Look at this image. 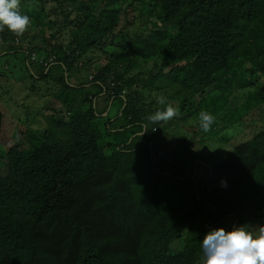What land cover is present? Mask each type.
<instances>
[{
  "label": "trees",
  "instance_id": "trees-1",
  "mask_svg": "<svg viewBox=\"0 0 264 264\" xmlns=\"http://www.w3.org/2000/svg\"><path fill=\"white\" fill-rule=\"evenodd\" d=\"M140 7L141 30L117 32ZM19 11L23 36L0 31V92L30 81L35 94L59 90L66 110L41 137L0 138V264H204L208 232L264 225V127L222 148L236 122L264 114V0H20ZM93 51L108 63L83 80ZM162 91L200 136L169 161L161 122L147 119ZM201 111L216 117L207 133ZM206 141L220 158L203 155Z\"/></svg>",
  "mask_w": 264,
  "mask_h": 264
},
{
  "label": "rangeland",
  "instance_id": "rangeland-1",
  "mask_svg": "<svg viewBox=\"0 0 264 264\" xmlns=\"http://www.w3.org/2000/svg\"><path fill=\"white\" fill-rule=\"evenodd\" d=\"M55 5V3H51ZM52 5V6H53ZM50 6V7H52ZM141 13V7L135 9L134 11L130 10L127 15H124L122 18V21L120 23V26L117 29L118 31H122L128 34H136L138 31L141 30L142 24H145V20L139 21V15ZM136 18V21H133V19ZM138 22L141 24L138 25ZM159 25L161 26L162 23L159 22ZM111 40L113 37L110 38ZM117 42L121 43V40H118ZM109 43H115V42H109ZM109 52L112 53H117L119 50L109 48ZM88 61L92 63V71L91 72H86L85 70H82L79 73V78H82L83 80L86 79V77L89 75L88 80L92 79V76L90 74H95L97 70L103 66H105L108 63V56L104 55L103 53L99 51H93L88 58ZM81 65H85L87 63V60H81L80 61ZM155 62L154 61H149L148 62V69L151 70L152 67L154 66ZM32 70L34 72H37L38 70L36 69L35 63H32ZM30 72V71H29ZM137 71H133L131 73L132 76L136 74ZM30 74H32L30 72ZM77 78L76 76L73 77ZM72 80V79H71ZM1 84H5L6 82L3 80H0ZM12 82L18 84L22 89H17V91L12 90L7 86L6 90H10L9 94L6 93H1L0 92V107L4 108V112L8 113L7 119H6V125L4 126L5 130L4 133L0 136V138H3L5 136V147L8 148V146H11L14 144L13 141L16 140L17 136L20 135V127L22 128L23 131L26 129L31 132V134L35 136L41 137L45 131H47L49 128V118L51 116H61L60 114L63 113L66 110V106L63 104L62 100L59 99V97L56 96L55 93H58L59 90L55 89L53 92V89L50 87V92L51 95L44 94V95H39L35 94L32 89L34 85L29 81L28 84L25 86L21 81L13 78L11 79ZM40 82V88L43 86ZM16 86V85H15ZM36 90L40 89L39 86L36 84ZM44 91V89H42ZM157 97L163 96L165 97L166 95L162 91V93H158ZM59 95V94H58ZM240 93L238 97L232 96L231 99L234 100V104L230 105V108H224L219 112V116H226V114H229L230 112H234V110L238 106L237 101H239ZM10 96L9 99H7ZM12 96V97H11ZM156 93L153 94V97L149 100L148 104H150L152 101L155 102V99H157ZM197 98H194L191 102H194ZM173 104V107L176 108V105L178 106L179 103H174L172 101V98H166V104L161 105L157 104L156 111H162L166 108L168 104ZM68 106V105H67ZM155 104H153V110H154ZM6 108V109H5ZM9 111H8V110ZM71 110L72 107H68V110ZM110 109V108H109ZM108 109V110H109ZM16 111V114L19 119L15 118L16 114L14 113ZM155 111V112H156ZM108 112V111H107ZM115 111H113L110 116H114ZM65 114V113H64ZM243 118V120L236 122L237 126L233 127L234 129L231 128V130L228 131L227 136L229 137V141L225 143L222 148L224 150L232 151L239 145H241L243 142L248 141L249 138L253 136V134H257L259 132V128L264 127V114L261 110H259V107L254 110L253 113L249 112L246 114ZM106 116V115H105ZM183 117H187L186 115L179 114L177 117L166 121V122H161L160 127L163 128V131L161 133V140H162V145L165 147L169 148L167 151L163 150L159 155L164 156V158L169 161L172 159L171 156H175L178 154L184 145L182 141H186V144H190L191 146H198L196 141L200 139V136H197V138H194V132L197 131L196 126H190L186 125L188 124V121H185ZM19 121L21 123H19ZM167 126V124H169ZM160 129V128H159ZM152 131L154 133L158 132L156 127L152 128ZM143 135V134H141ZM219 137L216 136V139L218 140ZM4 140V139H3ZM171 144H174L171 146ZM219 143H210L206 141L204 144L200 145L199 149H205L203 151V155H207V153L210 155V158L212 160L220 158V150L219 148ZM177 149V150H176ZM166 156L165 155H168Z\"/></svg>",
  "mask_w": 264,
  "mask_h": 264
},
{
  "label": "clouds",
  "instance_id": "clouds-1",
  "mask_svg": "<svg viewBox=\"0 0 264 264\" xmlns=\"http://www.w3.org/2000/svg\"><path fill=\"white\" fill-rule=\"evenodd\" d=\"M20 0H0V31L4 26L17 37L23 36L30 25V18L19 11ZM157 102L166 104V97H157ZM180 114L179 108L168 104L162 111L147 117L151 123L166 122ZM200 128L207 133L216 122V117L207 111L199 113ZM227 187L226 181H221ZM204 264H264V225L250 230L240 226L232 231L223 228L208 232L203 241Z\"/></svg>",
  "mask_w": 264,
  "mask_h": 264
},
{
  "label": "crops",
  "instance_id": "crops-1",
  "mask_svg": "<svg viewBox=\"0 0 264 264\" xmlns=\"http://www.w3.org/2000/svg\"><path fill=\"white\" fill-rule=\"evenodd\" d=\"M109 112V111H108ZM108 112L106 113V115L108 114Z\"/></svg>",
  "mask_w": 264,
  "mask_h": 264
}]
</instances>
